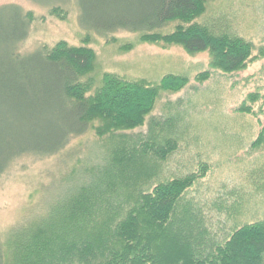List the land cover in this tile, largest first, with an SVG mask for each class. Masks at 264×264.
Segmentation results:
<instances>
[{
  "label": "rangeland",
  "instance_id": "obj_1",
  "mask_svg": "<svg viewBox=\"0 0 264 264\" xmlns=\"http://www.w3.org/2000/svg\"><path fill=\"white\" fill-rule=\"evenodd\" d=\"M202 2L198 16L188 22L175 20L158 33L202 27L242 39L252 46L244 69L223 73L210 67L208 52L188 54L177 45L142 41L138 33H87L79 26L73 0H0V7L15 5L35 16L22 53L64 43L94 54L93 67L79 78L88 88L86 97L99 91L104 75L150 85L169 75L187 81L179 91L159 92L141 126L102 133L103 119L93 116L88 132L72 139L61 153L23 156L10 164L0 176V242L6 247V264H14L19 241L37 237L41 224L80 190L82 212L87 214H70L71 222L94 223L88 206L99 216L104 205L123 200L122 192L147 194L159 184L190 176L195 181L181 205L196 213L205 244L222 243L236 229L264 221V145L253 146L264 127V0ZM54 8L61 12L51 13ZM202 74L208 78L196 79ZM251 95L259 98L252 102ZM241 106L249 113L239 111ZM164 141L173 148L165 146L167 153L161 157L155 149ZM113 160L121 163L117 176L102 189V196L97 191L90 200L88 191L97 189L101 173Z\"/></svg>",
  "mask_w": 264,
  "mask_h": 264
},
{
  "label": "trees",
  "instance_id": "obj_2",
  "mask_svg": "<svg viewBox=\"0 0 264 264\" xmlns=\"http://www.w3.org/2000/svg\"><path fill=\"white\" fill-rule=\"evenodd\" d=\"M73 1L80 28L99 37L124 31L142 34L148 43L180 46L188 54L208 52L210 67L223 73L244 69L251 56L252 46L242 39L202 27L158 33L175 20L188 22L198 16L203 0ZM34 21L32 12L18 6L0 7V176L23 156L50 158L61 153L72 139L88 132L93 116L103 119L102 133L141 126L159 92L179 91L187 83L170 75L157 85L104 75L99 91L86 97L87 87L79 78L93 67L94 54L64 43L22 53ZM206 78L207 74L196 77ZM257 98L249 96L252 102ZM261 99L264 102V95ZM239 111L249 113V108L241 106ZM263 145L264 127L253 143L256 148ZM165 146L171 150L173 143L164 141L155 153L165 157ZM117 162H108L97 189L88 191L90 200L97 191L102 196V189L117 176ZM194 181L190 176L159 184L147 194L122 192L123 200L104 205L100 217L88 206L94 223L86 224L68 218L85 213L80 190L68 206L55 209L41 224L37 237L20 235L27 237L16 243L14 264H264V221L236 229L222 243H204L196 213L181 205ZM5 249L0 242V264H6Z\"/></svg>",
  "mask_w": 264,
  "mask_h": 264
}]
</instances>
